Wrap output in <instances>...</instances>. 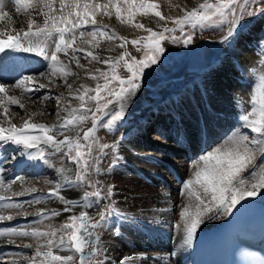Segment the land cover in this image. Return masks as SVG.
Returning a JSON list of instances; mask_svg holds the SVG:
<instances>
[{
	"label": "snow or ice",
	"instance_id": "1",
	"mask_svg": "<svg viewBox=\"0 0 264 264\" xmlns=\"http://www.w3.org/2000/svg\"><path fill=\"white\" fill-rule=\"evenodd\" d=\"M256 3L257 0H215L214 3L204 0L198 7H193L190 11L187 10L186 5L177 4L176 8L184 15L171 17V19L176 28H179L180 35H172L176 28H169L166 25H162V31L156 32L152 28H145L143 24L136 23V28H142L148 33L145 38L146 42L143 44V56L139 59L133 56L129 61L125 59L128 54L122 53L115 62L111 59L103 60V63L110 65L112 72L111 75L106 72L100 73L105 83L102 86L97 85L94 90L95 95H89L88 93L93 90L83 85L81 86L83 92L71 91L72 85L68 84L65 79V85L70 90L69 95L80 103L78 107H72L71 101H69L68 106L61 108L56 113L57 123L54 125L33 122L32 117L36 113H30L28 118L23 121L22 127H18L12 122L9 115L10 106L17 105L23 109L25 105L15 95L9 93L19 89L23 96L55 85V77L59 76L64 79L74 75L71 69L60 60L58 53L63 52L65 57H70V63L74 62L77 67H83L76 53L84 51V49L74 47L77 30L89 22L96 25L95 12L101 9H104L103 14L107 16L110 15L109 10L114 8L118 20H123L122 12L127 13L129 21L138 12L152 13L160 21H167L170 17L163 15L160 11H155L157 5L147 3L146 0H140L139 3L137 0H123L122 4L112 3L109 0V3L104 5L86 2L83 4L82 11L80 10V0H73L69 7L75 11L69 12L68 16H61L57 22L56 9L51 0H36L35 8L42 5L43 8L48 9L47 12L38 11L37 14L51 19V26H49L48 19H45L42 27L36 25L35 20H30L27 30L23 32H10L6 27L0 28V53H3L7 60H17V57L10 56L9 53L23 52L35 53L36 56L49 61V70L40 73V77L48 80V85L39 83L38 79L33 76H24L11 85L0 83V94H3L0 96V108L3 109L0 116L3 117V124L7 125L5 127L0 124V145L17 146L16 151L19 153V157H26L29 161H43L60 177L48 197L41 195L27 201L26 204L31 207L34 204H41L46 198L58 197L60 202L65 205L62 211L68 213L77 207L91 208L101 200H109V203L105 205L106 212H100L98 219H93L87 212L81 211L79 215H70L67 221L59 224L54 223L53 218L61 216V211L33 213L20 203L0 205V208L12 211V214L8 215L0 213V221H10L14 219V216L36 215L39 217L34 222V226L29 228L0 229V237H7L9 243H15L17 238L21 240L28 238L31 241L21 246L34 248L35 251L31 256H21V264H108L106 248L101 240V230L106 226L107 215L116 211L115 202L111 200L113 188L112 186H107L106 189L102 188L100 181L94 176L112 171V168L121 159L119 156L121 142L103 143L98 138L97 130L107 129L111 132L118 122L123 121L126 105L141 87L140 80L145 74V70L156 65L165 51L161 46L162 40L187 47L193 43L191 29L196 28L197 25L201 28H218L221 25H227V33L220 42L228 43L237 35L238 30L242 27V21L246 17L256 15L258 9L252 7ZM60 4L61 11H63L65 0H60ZM13 6L17 12H20L21 7L25 10L34 8L31 0H13ZM259 11L264 12V8ZM49 13L53 15L49 17ZM72 15L76 17L75 20L69 19ZM5 18L10 19L9 13L4 11V4L0 3V20ZM61 24L64 27H61ZM185 25L191 26L187 32L184 28ZM97 32L101 37L107 35L102 29H96L88 35L95 40ZM53 33L58 34V39H55V48L49 55L48 40L53 39ZM84 36L85 32L79 31V37L83 38ZM108 38L112 39L113 37L109 36ZM131 43L138 45L140 42L132 40ZM137 51H140V48H137ZM86 55L91 56L93 60L98 59V56L91 51H87ZM119 62H123L124 68L129 74L126 78H121L115 72L116 64ZM92 78L96 79L95 76ZM114 82H118V84H114ZM101 91H104L111 99L101 103L100 101L104 99L101 96ZM45 98L47 99V97ZM252 100L258 103L259 108L253 107L251 112L246 111L240 115L242 123L236 133L228 136L220 146L201 156L200 161L203 162V166L201 167L199 164L195 166V181L189 180L184 185L185 189H188L195 183L201 190L194 201L189 200L182 205L183 210L179 213L182 226L178 225L177 231L183 232V243L187 246H191L197 228L206 220H213L232 213L237 205L243 206L248 203L246 197L256 196L259 190H264V165L257 166L256 163L258 157L264 156V75L260 77L259 96L253 95ZM91 101L95 102L94 110L87 106ZM57 104L59 105V99ZM62 112L67 115L62 116ZM89 120L91 127L84 131L82 126ZM242 129H250L251 133L256 135L246 134ZM33 131L38 134H31ZM57 136H63V139H57ZM43 146H47L51 151H46ZM57 154L61 161L69 160L75 163L74 173L67 165L60 163L57 166L53 162L52 157ZM109 155L111 164L106 170L102 169V161ZM17 158L16 155H13L10 160L5 157L4 162H15ZM246 172L248 175H245ZM17 180L20 181L22 187L20 191L13 192L12 195L24 196L38 191L34 186H25L22 178L18 177ZM45 183L51 184L52 181L46 180ZM65 186L70 189H84L82 199L76 201L65 199L60 195ZM10 187L8 186L9 190ZM165 195L167 194L165 193ZM5 199L7 197L0 196V201ZM56 252L65 254H56ZM236 253L237 264H264V254L256 256L243 246L237 248ZM138 259L141 258L125 257L120 261V264H137ZM165 264H167L166 261Z\"/></svg>",
	"mask_w": 264,
	"mask_h": 264
},
{
	"label": "bare ground",
	"instance_id": "2",
	"mask_svg": "<svg viewBox=\"0 0 264 264\" xmlns=\"http://www.w3.org/2000/svg\"><path fill=\"white\" fill-rule=\"evenodd\" d=\"M158 1L165 13L164 15L171 18L183 13L176 8L177 4L186 5L188 10L199 0ZM72 2L73 0H65V6L61 11L60 0H51L53 7L56 9L55 18L57 22H59L61 16H68L69 12L75 11V9L69 7ZM86 2L104 5L108 4L109 0H80L81 11L83 10V4ZM0 3L4 4V11H7L10 17V19L0 20V28L6 27L10 32H23L27 30L30 20H35L36 25L42 27L45 19H48L49 26H51V19L37 14L38 11L47 12L48 9L43 8L42 5L35 8L36 0H31L35 10L34 8L25 10L21 7L20 12L15 10L13 0H0ZM109 11L110 15L107 16L103 14L104 9L95 12L96 25L89 22V24L77 30V40L74 47L84 49V51L76 53L83 67H77L74 62L70 63V57H65L63 52L58 53L60 60L71 69L74 75L67 76L64 79L59 76L55 77V85L47 86L44 89L23 96L19 89L9 93L15 95L25 105L23 109L17 105L10 106L9 115L13 123L18 127H22L23 121L28 118V114L36 113L32 117L33 122L54 125L57 123L56 113L61 108L68 106L69 101H71L72 107H78L80 102L69 95L70 90L65 85V79L68 84L72 85L71 91L73 92L77 90L83 92L82 85L90 90L94 89L95 82L99 80L98 77H101L98 74L106 67L102 61L112 60L118 49L110 43L102 42L98 35L93 40L88 33L99 29L100 26H104L113 33L122 31L124 35H129L133 32L131 27L120 26L116 23L113 18L115 14L113 9ZM52 15V13H49V17ZM69 19L75 20L76 17L72 15ZM143 20L147 21L149 25L153 24V26L162 24V21L150 16L143 18ZM261 21L262 19L258 18L250 26L247 34L244 35L246 40L256 35ZM60 26L64 27L63 24ZM68 27L71 26L68 25ZM79 31L85 32L83 38L79 37ZM55 39H58V34L53 33V39L48 40L47 50L49 55L55 48ZM101 50L105 53H102ZM247 50V47H245L242 52H238L236 49L228 51L219 64L214 67L215 70L212 68L207 73L200 75V79L194 87L188 88L187 92L171 94L155 110H143L142 92L145 86H151L157 81H153L151 75L147 77L149 79H142L140 81L141 87L125 108L127 112L139 113V117L136 118L134 123L136 124L134 126L136 130H133V126L124 130V125L106 133L102 132L103 129L97 130L101 142L109 144L114 141L121 142L119 146L121 159L112 168V171L94 176L95 179L100 181L102 188L106 189L107 186L113 188L111 200L115 202L116 211L107 215L106 226L101 230V240L106 248L108 264H120V261L125 257L141 258L138 259L137 264H165V261L167 264H190L195 248L205 239L208 231L216 228L229 216L228 214L213 220H206L197 228L191 246L183 243L184 234L177 231V226H182L179 215L183 210L182 205L189 200L194 201L196 195H199L201 191L199 185L195 183L188 189L184 187L189 180L195 181V166L197 164L203 166L200 157L225 142L229 132L225 135L222 134V136L219 135V129H223L226 124L234 123V121L240 123L242 113L251 112L253 107L259 108L258 103L251 102L253 96L246 93V88L242 85L239 77L240 72L248 74V68L253 65L252 56L244 54ZM87 51L93 52L94 55L98 56V59L93 60L91 56H87ZM69 53H71V50H69ZM9 55L17 57V60L3 61L0 65V83L11 85L24 76H33L38 79L39 83L48 85V80L40 77V73L49 70V61L36 56L35 53L17 52L9 53ZM93 76L96 79H93ZM2 95L0 94V96ZM255 95L258 97V93H255ZM58 99L59 105L57 104ZM2 111L3 109L0 108V112ZM41 112L44 114L41 115ZM160 112H165L166 117H169V119L166 120L165 118V121L160 122L161 126H155L160 129L158 130L160 136L164 137L165 135V141L168 142L166 145L169 146L166 151H172L166 152L167 154L161 152L162 144L161 146L160 144L151 146L148 142L142 141L140 135H138L147 129H151L153 124H157L152 122H157L153 120L160 116ZM61 115L67 114L62 112ZM170 119L172 123L174 122V127L168 126V120ZM192 122L198 125L197 131L190 127ZM0 124L7 127L6 124H3L2 116H0ZM89 127H91V124L83 127V130L86 131ZM192 132L196 134L191 136L190 133ZM31 134L38 133L33 131ZM173 136H176V141L174 139V143L170 144ZM182 138L185 142L183 144L180 142ZM57 139H63V136H57ZM43 147L46 151H51L47 146ZM16 148L15 145H0V196L7 197V199L0 201V205L20 203L24 204L27 210L33 213L37 211H61V216L53 218V222L57 224L67 221L70 215H79L81 211L87 212L89 216L94 213L97 217L100 212L106 211L105 205L109 203V200H101L91 208L77 207L72 212L64 213L62 209L65 205L60 202L58 197L46 198L41 204L28 207L27 201L41 195L48 197L60 177L54 169L49 168L43 161H29L26 157H19ZM180 152L184 155L180 158L177 156L179 159H176L175 153ZM13 155L18 157L15 162H4L5 157L10 160ZM52 159L57 166L63 163L71 168L73 173L75 172L76 165L74 162L61 161L59 154L52 157ZM256 163L257 166L264 165V156L258 157ZM110 164L111 156L109 155L103 159L101 167L107 169ZM245 175H248V173L246 172ZM18 177L22 178L25 186H34L38 191L24 196L12 195L13 192L21 190L22 185L17 180ZM46 180L52 181V183H45ZM148 183L154 186L161 185V188L148 187ZM8 186H11L10 190ZM83 191L84 189H70L65 186L60 195L64 196L65 199L76 201L82 199ZM257 194L261 198L260 226L264 228V190H259ZM0 213L8 215L12 214V211L0 208ZM38 219L39 217L36 215L14 216V219L10 221H0V229L29 228L34 226V222ZM30 242L28 238L23 240L17 238L15 243H9L7 237H0V264H13V262L21 264V256H31L35 251L34 248L21 246ZM133 248H137V250ZM159 248H163V252H159ZM56 254L65 253L56 252Z\"/></svg>",
	"mask_w": 264,
	"mask_h": 264
},
{
	"label": "rangeland",
	"instance_id": "3",
	"mask_svg": "<svg viewBox=\"0 0 264 264\" xmlns=\"http://www.w3.org/2000/svg\"><path fill=\"white\" fill-rule=\"evenodd\" d=\"M111 2L122 4L123 0H113V1L111 0ZM139 2L140 0H137V3ZM146 2L155 3L157 5V8L155 9V11H160L163 15L165 14L158 0H146ZM203 2L204 0H199L196 4L192 5V7H189L188 10L190 11L193 7H198V5ZM209 2L214 3L215 0H209ZM252 7L258 9V11L256 12V15L251 16V17H246L242 21V27L238 30V33L235 36V38L230 40L228 43L220 42L221 38L225 36L227 33V25H221V27H218V28H213V27L201 28L199 25H197V27L194 29H191L190 25H185L184 26L185 31L187 32L188 30L191 29L192 34H193V43L187 47H184L182 44H173L166 40H162L161 46L164 47L165 49L164 53L161 55V58L157 62L156 65H153L150 68L145 70V74L141 78V80L144 78L149 79L147 77L151 75L150 76L151 79L153 81H157L156 83H153L151 86L149 85L145 86L144 91L142 92V98L144 101L143 110H146V111L155 110L158 107V105H160V103L162 104L166 100V98L170 96L171 94H175V93L179 94L180 92H183V91L187 92L188 88L194 87L196 82H198V80L200 79V75L202 73H205V72L207 73L208 70L212 68L213 70H215L214 67H216V65L219 64L223 56L228 51L236 49L238 52H242L243 48L245 47H247L248 50L246 51L247 53L245 52L244 54L248 56L249 55L252 56L251 60L253 61V65L248 68V71H249L248 74L244 72H240L239 77L241 78L240 80L242 82V85L246 88L247 94L250 93L253 96L255 95V93H258V96H259L260 77L264 75V12L259 11V9L264 8V0H257V3L252 5ZM113 11L115 13L114 8H113ZM183 15L184 13H182L181 15H178L177 17H181ZM122 16H123V20H118L116 18V14L113 15V18L116 21V23H118L120 26H129L133 29V32L129 33V35H124L122 31L113 33L107 28H105L104 26H100L99 29H102L107 35H105L104 37H101L99 35V32H97V35L102 40V42L110 43V45H113L114 47H116V49H118L117 54L113 55V58H112L113 62H115L116 59L122 53L128 54L126 55L125 59L129 61L131 60L133 56L136 57L137 59L143 56L144 54L143 44L146 42L145 38L147 37L148 33L142 28H136L135 27L136 23L143 24L145 28H152L153 31H156V32L162 31V25H166L169 28H176V25L172 22L171 18L168 19L167 21H162V24L160 25H156V26H153V24L149 25L147 21L143 20V18L150 16V17L159 19L158 17H155L152 13L143 14L142 12H138L133 17V19L130 21L127 18L126 12H122ZM258 18H261L262 21L257 28L256 35L252 36L251 39L246 40L244 38V35L247 34V30L250 28L251 25L254 24V22ZM172 35H180L179 28H176V31L172 33ZM109 36H112L113 38L109 39L108 38ZM132 40H138L140 43L138 45H133L131 43ZM121 45H123V47H121ZM137 48H140V51H137ZM101 52L105 53V51H102V50ZM3 61L7 62L8 60L5 58ZM3 61L0 62V65H2ZM105 66L106 67L103 68L101 73L106 72L109 75H111L112 69L110 65L105 64ZM115 72L121 78H126L127 75H129L126 69L124 68L123 62H119L118 64H116ZM101 77H98L99 80L95 82L93 91L97 88V85L102 86L105 83V80ZM114 84H118V82H114ZM110 87H113V85H110ZM93 91H90L88 94L95 95L96 92L95 91L93 92ZM193 95H195V93H193ZM101 96L104 97V99L100 101L101 103L106 102L107 99H111V97H108L104 91H101ZM251 102H254V101L251 99ZM87 105L88 107L94 110L95 108L94 101L88 102ZM164 113L165 112H162V113L160 112V116L156 117V119L153 120V121L156 120L157 122H152V123H157V124H153L152 128L157 125L161 126L162 124H160V122L165 121L164 120L165 118L166 120L169 119V117H166ZM137 117H139V113L135 114L132 112L125 111V117L123 121L118 122L117 125L114 127V129L118 128L121 125H124L125 126L123 128L124 130L130 129L132 128V126H133V130H136V127H134L136 124L134 123ZM241 123H242L241 121L240 123L234 121V123H228V125L226 124V126H224L223 129L218 130L219 135H222V134L225 135L226 133L229 132V134L226 136V139H227L228 136L234 135L236 133V130L239 128ZM89 124H91L90 120L86 122L82 126V128ZM192 124H190V127L194 129V131H197V129L199 128L198 125L193 122ZM168 126L169 127L175 126L174 122L172 123L171 119L168 120ZM152 128L147 129L145 132L143 131L142 134L140 133L138 135H140L142 141L148 142V144L151 146H155V145L157 146L159 144L161 146L162 144L161 152L165 154L167 152L166 150L169 149V146L166 145L168 142L165 141V138H164L165 135L164 137L160 136L159 131H157L158 134H154L152 132L153 131ZM242 131L249 135H256L255 133H251L250 129H242ZM102 132L106 133L108 132V130L103 129ZM167 134H168V131H167ZM195 134H196L195 132L190 133L191 136ZM174 139L176 141V136L172 137L170 144L174 143ZM175 155L177 159L178 157L180 158V156H183L184 153H181V152L178 154L175 153ZM166 171L168 172V170ZM141 177L143 178V176ZM150 183H148V187H152L154 189L161 188V185L154 186V185H151ZM90 217L93 219H98V217L95 216L94 213H91ZM133 249L137 250V248H133ZM158 251L163 252V248H159Z\"/></svg>",
	"mask_w": 264,
	"mask_h": 264
},
{
	"label": "water",
	"instance_id": "4",
	"mask_svg": "<svg viewBox=\"0 0 264 264\" xmlns=\"http://www.w3.org/2000/svg\"><path fill=\"white\" fill-rule=\"evenodd\" d=\"M249 198H251V199H255V200H259V196H258V194H256V196H252V197H249ZM78 255V254H77Z\"/></svg>",
	"mask_w": 264,
	"mask_h": 264
}]
</instances>
